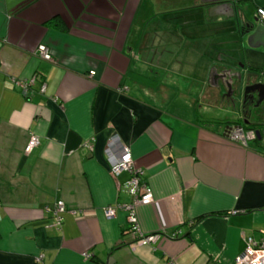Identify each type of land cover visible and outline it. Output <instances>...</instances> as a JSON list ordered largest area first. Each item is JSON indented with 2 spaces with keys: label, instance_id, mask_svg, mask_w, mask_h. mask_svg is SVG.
I'll return each mask as SVG.
<instances>
[{
  "label": "crops",
  "instance_id": "1",
  "mask_svg": "<svg viewBox=\"0 0 264 264\" xmlns=\"http://www.w3.org/2000/svg\"><path fill=\"white\" fill-rule=\"evenodd\" d=\"M258 7L264 0H0V264H234L247 236L263 240L261 139L233 140L219 116L200 114L215 94L209 66L197 80L156 49L173 40L183 56L210 60L223 47L219 25L239 37L247 28H231L234 18L245 26ZM41 42L54 59L36 52ZM32 76L25 93L19 80ZM32 132L40 143L26 152ZM114 135L153 188L137 214L162 233L155 243L134 241L126 210L106 215L133 200L132 172L110 171ZM59 198L60 226L46 209Z\"/></svg>",
  "mask_w": 264,
  "mask_h": 264
},
{
  "label": "built area",
  "instance_id": "2",
  "mask_svg": "<svg viewBox=\"0 0 264 264\" xmlns=\"http://www.w3.org/2000/svg\"><path fill=\"white\" fill-rule=\"evenodd\" d=\"M257 15L260 20L264 22V7H258ZM42 58L54 59V55L50 46L41 42L38 45L36 51ZM96 71L90 70L92 76ZM36 79V76H32L30 79L19 80V85L22 90L27 93L29 84ZM47 84L42 82L40 89L46 90ZM229 137L233 140L241 141L243 144H247L251 138H256V131L254 129L244 130L241 125H236L229 129ZM118 137L114 135L108 143V161L111 173L116 176L122 170H129L132 172L131 177L127 180L129 191L133 195L131 202H118L113 205H108L105 208L106 215L108 217L115 216L117 210L124 209L127 211L128 229L135 237V242L139 244H151L155 243L161 236V232H149L142 228L137 214V205L139 203H147L155 199L152 186L143 180L144 170L141 167L136 166L133 161L132 151L126 145L121 150L115 148V143ZM264 145V135L261 138ZM40 143L39 136L32 132L28 143L26 144V152L31 151L36 145ZM48 211L52 213V216L57 225H61L64 220V213L67 210V205L64 199L59 198L53 206H47ZM234 264H264V239L259 241L254 238L253 235L247 236L246 247L239 252L234 260Z\"/></svg>",
  "mask_w": 264,
  "mask_h": 264
},
{
  "label": "flooded vegetation",
  "instance_id": "3",
  "mask_svg": "<svg viewBox=\"0 0 264 264\" xmlns=\"http://www.w3.org/2000/svg\"><path fill=\"white\" fill-rule=\"evenodd\" d=\"M245 28H249L248 24L242 27ZM246 34L249 35V32L238 37L234 47H222L214 51L209 65V72L213 69L214 73L208 81L213 84L209 86L215 94L211 93L212 97L208 101L215 106H230L238 111L239 116L236 118H241L243 124L231 123L229 129L241 125L244 130L256 131L264 129V99L260 100L258 92L245 93V86L264 82V63L262 66L252 64L251 56L258 53V49L249 46ZM261 38L263 41V36Z\"/></svg>",
  "mask_w": 264,
  "mask_h": 264
},
{
  "label": "rangeland",
  "instance_id": "4",
  "mask_svg": "<svg viewBox=\"0 0 264 264\" xmlns=\"http://www.w3.org/2000/svg\"><path fill=\"white\" fill-rule=\"evenodd\" d=\"M250 7H251V9L249 8L248 15L254 9L251 5H250ZM240 11H241V9H240ZM234 21H235V24L233 26H231V28H235L236 26H239V27L241 26V28H242L244 26L243 25L244 22H243V20H241V17L240 18H234ZM219 27H220V32L218 35L219 36L218 42L223 45V48H231L234 44L235 39H236L235 35H237L238 32L235 30L234 32H236V34L234 32L230 33V30H226V29H230V27L228 25H219ZM237 37H238V35H237ZM247 38H248V35H247ZM168 42H169L168 45L164 44L162 46L160 45V42H159L156 49L162 50V51L165 50V51H167V53H171V54L175 55V57H172L170 55L171 57L163 58L167 62H170L172 67L176 66V69H177V67L178 68L182 67V69H183L182 71H184L183 73H186V75H189L193 78H196L197 80L201 79V81H203V77L204 78L208 77L207 68L211 63V59L209 60L208 58H203L201 61H199L200 58L195 56V54L183 56V53H182L183 51L181 50L183 48L181 45H179V42H173V40H169ZM184 52H186V51H184ZM153 59L156 62L160 60L159 56H155V58H153ZM256 59H257V61L260 62L262 60V55L260 54ZM256 59L255 60L253 59V61H256ZM194 70H195V72H194ZM203 84H205V83L203 82ZM208 85H209V83H208ZM187 90L190 91L191 93H193V90H191L189 87H187ZM171 92H174V90L172 89ZM203 100L205 102L202 103V106L199 108V111H200V114L204 118L211 116V115H217L220 118H226L228 116L232 117L235 114L236 109H231V108H226V107L216 108V107H213V106H210L209 104H207L208 100L207 101H206V99H203ZM172 108H175V105H172Z\"/></svg>",
  "mask_w": 264,
  "mask_h": 264
},
{
  "label": "water",
  "instance_id": "5",
  "mask_svg": "<svg viewBox=\"0 0 264 264\" xmlns=\"http://www.w3.org/2000/svg\"><path fill=\"white\" fill-rule=\"evenodd\" d=\"M233 9V13H236V10L234 8ZM248 26L249 28L247 29V32H249L250 34L248 35V44L249 46H251L252 48H254L255 50L259 47V46H263L264 47V40L261 43H257L255 44V42L253 43L252 40L257 36H263L264 38V22H262L259 18V16H254L252 19H250L248 21ZM258 53H255L252 55V58L256 59L260 54L262 55V57L264 56V49H259L257 50ZM257 56V57H256ZM217 70V69H216ZM213 69L210 73V77L213 76ZM231 85V84H229ZM248 92H258V95L260 97V100L264 99V82L262 81H258L255 83H251V84H247L245 86V93ZM257 133V137L259 139H261L264 135V129L263 130H256Z\"/></svg>",
  "mask_w": 264,
  "mask_h": 264
},
{
  "label": "trees",
  "instance_id": "6",
  "mask_svg": "<svg viewBox=\"0 0 264 264\" xmlns=\"http://www.w3.org/2000/svg\"><path fill=\"white\" fill-rule=\"evenodd\" d=\"M61 20L58 18V17H54L52 19H50L48 22L49 23H54V22H60ZM236 118V117H235ZM213 120V119H211ZM210 120V121H211ZM216 120H218V122L221 124V125H224V126H228L230 125L231 123H239L241 124L242 122V119L241 118H236V119H233L232 117H226V118H217ZM243 124V123H242ZM229 127V126H228ZM234 127V126H233ZM248 128V126H246ZM257 138V137H256ZM262 141V139H261ZM263 143V142H262Z\"/></svg>",
  "mask_w": 264,
  "mask_h": 264
}]
</instances>
